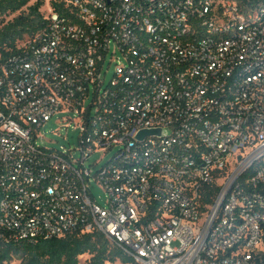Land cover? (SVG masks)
Returning <instances> with one entry per match:
<instances>
[{"label": "built area", "instance_id": "obj_1", "mask_svg": "<svg viewBox=\"0 0 264 264\" xmlns=\"http://www.w3.org/2000/svg\"><path fill=\"white\" fill-rule=\"evenodd\" d=\"M42 13L0 54V247L97 231L137 264H264V0ZM59 115L76 143L42 140Z\"/></svg>", "mask_w": 264, "mask_h": 264}, {"label": "trees", "instance_id": "obj_2", "mask_svg": "<svg viewBox=\"0 0 264 264\" xmlns=\"http://www.w3.org/2000/svg\"><path fill=\"white\" fill-rule=\"evenodd\" d=\"M30 2L0 0V54L3 58L15 52L20 43L34 37L47 24L41 11L43 0L33 5ZM11 16L15 17L4 21ZM86 254L90 257L82 261L81 257ZM16 259L19 264H137L97 231H74L62 237L0 247V264H10Z\"/></svg>", "mask_w": 264, "mask_h": 264}, {"label": "rangeland", "instance_id": "obj_3", "mask_svg": "<svg viewBox=\"0 0 264 264\" xmlns=\"http://www.w3.org/2000/svg\"><path fill=\"white\" fill-rule=\"evenodd\" d=\"M38 0H31L30 5H33L34 3H36ZM44 5L41 8V11L45 12L47 11V0H43ZM26 10V9H24ZM15 16H11V17H7L4 19L5 22H8L10 20H12ZM1 20H0V27H1ZM63 116L59 115L54 117L53 119H51L49 122H47L45 124V126L42 128V133L44 134V139H42L44 141V143H47V141L49 142V140H52V142H49L50 146H56L58 147L60 144H66L68 145V140H67V132H68V136H69V141L70 143H76L77 141V130L73 129V128H69L66 129L63 126V123L59 121V118H61ZM111 156V152L104 154V153H96L94 155L91 156V158L88 161V164H93L96 161H100V164L97 165V167H99L102 163L104 164ZM92 192L94 193V195L99 199V201L101 203L104 202V196L105 193L104 191L97 185H94V188L92 189ZM90 256L89 255H84L81 257V260L84 261L86 259H88ZM10 264H19V261L16 259L15 261H13ZM114 264H122L121 262H116Z\"/></svg>", "mask_w": 264, "mask_h": 264}, {"label": "water", "instance_id": "obj_4", "mask_svg": "<svg viewBox=\"0 0 264 264\" xmlns=\"http://www.w3.org/2000/svg\"><path fill=\"white\" fill-rule=\"evenodd\" d=\"M156 133H158V131L157 130H144V131H142L141 133H140V136L141 137H143L144 135H147V134H156Z\"/></svg>", "mask_w": 264, "mask_h": 264}]
</instances>
